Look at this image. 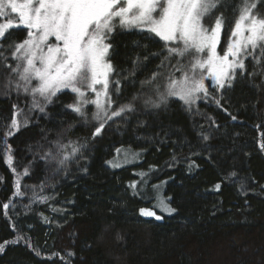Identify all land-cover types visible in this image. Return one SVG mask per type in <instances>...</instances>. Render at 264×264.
<instances>
[{"label":"trees","instance_id":"trees-1","mask_svg":"<svg viewBox=\"0 0 264 264\" xmlns=\"http://www.w3.org/2000/svg\"><path fill=\"white\" fill-rule=\"evenodd\" d=\"M240 2L220 0L213 19H206L211 26L223 14L220 49L234 27ZM248 2L264 17V0ZM26 34V29H13L0 43L7 49ZM107 42L116 70L111 80L120 81V95H113L119 103L147 92L140 81L153 72L166 76L171 71L157 68L160 58L151 53L162 52L164 42L147 32L117 27ZM3 55L14 66L11 50ZM254 57L259 63L245 60L247 71L243 76L237 71L231 88L213 91L216 86L209 84L210 98L199 101L192 113L175 97L166 108L138 103V111L109 121L95 138L97 125H83L66 108L75 99L70 90L58 93L45 113L29 112L31 97L8 86L15 75L0 62V136L8 130L13 105L23 110L18 119L27 116L30 121L7 139L11 165L0 151V244L24 237L5 245L0 264H264V76L249 75L264 72V56L257 51ZM176 62L175 57L170 61ZM159 82L165 83L163 77ZM70 124L75 127L64 133ZM58 135L64 144L77 141L85 147L66 168L56 170L40 156ZM122 146L144 150L143 159L112 169L107 160ZM152 167L157 170L151 183L170 179L167 194L177 212L164 220L142 216L139 210L152 207L153 201L134 196L129 187L139 171ZM17 174L22 196L15 195ZM41 197L49 199L41 202Z\"/></svg>","mask_w":264,"mask_h":264},{"label":"snow or ice","instance_id":"snow-or-ice-1","mask_svg":"<svg viewBox=\"0 0 264 264\" xmlns=\"http://www.w3.org/2000/svg\"><path fill=\"white\" fill-rule=\"evenodd\" d=\"M219 4L220 0H0V20L3 21L0 22V41L5 39L6 34L10 35L13 29L27 30L22 41H12L7 49L0 43V62L4 63L11 75L17 77L15 81L9 79L7 84L17 93L22 91L31 97L29 112L38 110L45 113L58 93L70 90L75 99L66 108L76 114L83 125H88L90 119L96 122L93 138L102 133L109 121L127 119L128 114L138 111V103L157 109L162 105L166 108L169 98L175 97L186 106L185 111L192 113L197 101L210 98L206 80L211 78L214 82L216 87L213 91L231 88L237 71L242 76L247 71L245 60L251 57L253 64H258L254 53L259 51L264 56V17L254 13L256 5L248 0H241L235 9L238 17L234 27H230L225 47L220 49L224 30L223 14L214 17L211 26L205 23V18L213 19L212 13ZM117 27L147 32L153 39L158 37L164 42V48L162 52L151 55L160 58L158 69H171L166 76L155 71L140 81L141 89L148 91L133 93L124 103L113 99L114 94L117 98L120 95V81L110 80L116 70L108 59L112 45L107 41ZM5 50H11L15 67L6 62L8 57L3 55ZM165 52L167 55L163 54ZM174 57L177 58L176 65L170 63ZM137 60L143 63L139 57ZM144 60H147V56ZM135 70L130 75H134ZM176 72L181 74L179 79L175 78ZM257 74L264 76V72L249 73L252 76ZM161 77L164 84L159 82ZM33 81H36L35 86ZM211 99L220 105L219 99ZM89 105L94 106L91 113L88 111ZM13 108L8 130L0 136V151L9 165L13 157L7 139L30 123L27 116H23L22 120L17 118L23 115L22 109L15 105ZM195 112L204 115L198 107ZM207 119L212 121L213 118ZM73 127L75 124H70L63 132H70ZM61 138L58 135L55 141H50L48 151L40 156L45 164L56 165V170L66 168L70 158L81 153L85 147L77 141L64 144ZM203 139L207 140L208 137L204 136ZM260 147L264 149V143ZM116 151L118 156L123 154L125 162H129V157L134 162L140 156L134 151ZM107 163L114 168L122 166L112 160ZM12 171L15 172L14 167ZM24 174H28L27 168ZM145 175L147 173H142V178ZM138 183L133 181L129 185L134 196L156 200L152 208L139 210L142 216L162 220L163 216L154 209L169 214L176 211L167 202L170 197L159 195L160 185H153L156 195L149 196L146 191L137 190ZM143 184L146 186L147 181L144 180ZM15 195H23L20 192V174H17ZM47 199L40 198L41 202ZM3 209L7 215L9 204L5 203ZM23 239V236H18L15 241H5L0 244V251L6 244L19 243Z\"/></svg>","mask_w":264,"mask_h":264},{"label":"rangeland","instance_id":"rangeland-1","mask_svg":"<svg viewBox=\"0 0 264 264\" xmlns=\"http://www.w3.org/2000/svg\"><path fill=\"white\" fill-rule=\"evenodd\" d=\"M13 18H14V14H13ZM206 19L207 18H205V23H206ZM1 22H3L2 20H0ZM207 25H208V23H206ZM208 26H210V25H208ZM219 50V49H218ZM221 54H222V52H221ZM16 63V62H15ZM186 66V65H185ZM13 67H15V64H14V66ZM178 74V72H176L175 73V78H177V79H179L180 78V75H177ZM11 77H9V79H10ZM17 79V77L15 76V78H14V81ZM110 80H111V77H110ZM35 84H36V81H33V86H35ZM205 84L207 85V86H209V84H211L212 86H215V84H214V82L211 80V78H209L208 80H206L205 81ZM1 87V86H0ZM22 92V91H21ZM90 98H94V96H90ZM201 101V100H200ZM199 101H197V103H198ZM41 103H43V101H41ZM90 106H92V105H89L88 106V111H89V113H91L92 111H94V106H92V109L90 110ZM195 107V106H194ZM90 122H94V121H91V119H90ZM95 124H96V122H94ZM97 125V124H96ZM117 149H124V150H127V151H130V152H138V153H140V156L134 161V162H132V160H131V157H129V162H125V160H124V157H123V154H121V155H117V151H115V155L113 156V157H111L109 160H107V161H110V160H112V161H114V162H119L122 166L121 167H112L110 164H108L107 163V165L109 166V167H111L112 169H122V168H127V167H130V166H133V165H136V164H138V163H140L141 161H142V159H143V154H144V150H137V149H135V148H133V147H131V146H122V147H119V148H117ZM116 149V150H117ZM156 170H157V168L156 167H152L151 169H149V170H145V171H139L137 174H138V178L137 179H135V180H132L131 182H133V181H137V182H139L138 184H137V190H140V191H146L147 193H148V195L149 196H155L156 195V192H155V190L152 188V186L153 185H160V188H159V195L160 196H163V197H170L171 198V196H169L168 194H167V186H168V183L170 182V179H166V180H162V181H159V182H157V183H151V180H152V178H153V174H154V172H156ZM142 173H147V175H145V176H143V178H142V176H141V174ZM144 180H146L147 181V185L145 186L144 184H143V181ZM130 182V183H131ZM131 192L133 193V190L131 189ZM142 197V196H141ZM151 201H153L152 202V204L154 205L155 203H156V200L155 199H152ZM169 204H170V206L172 207V208H175L174 206H173V204H172V198L170 199V200H168L167 201ZM153 207V206H152ZM152 207H144V208H152ZM176 209V208H175ZM155 211H157V214L158 215H162L163 216V219L162 220H164L166 217H168V216H171V215H173V214H175L176 212H177V210L175 211V212H173V213H171V214H169V213H166V212H163L161 209H154ZM145 217V216H144ZM147 218H150V219H152V218H154V217H147ZM155 219V218H154Z\"/></svg>","mask_w":264,"mask_h":264}]
</instances>
